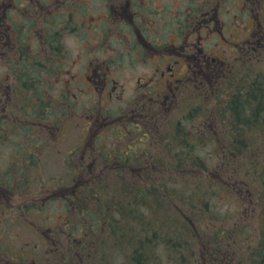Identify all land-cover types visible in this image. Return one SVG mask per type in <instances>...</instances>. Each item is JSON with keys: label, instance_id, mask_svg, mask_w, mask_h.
I'll return each mask as SVG.
<instances>
[{"label": "rangeland", "instance_id": "1", "mask_svg": "<svg viewBox=\"0 0 264 264\" xmlns=\"http://www.w3.org/2000/svg\"><path fill=\"white\" fill-rule=\"evenodd\" d=\"M159 1H161L159 7H162V5L165 6L166 4L167 7L178 8V5H180L179 10L184 13H187L185 10L186 7L189 10L194 7L196 10H200L198 11V17L201 22L206 21L208 23V21L211 22V19H215V21L211 22V24L213 23V29L203 30L201 33V37L203 36L202 38L204 40H208L206 42L203 40L200 46L203 50L201 57L203 58V55H206L210 56L209 58H216L223 62L226 61L227 67L224 69V72H226L223 75L224 81L221 84L212 83L210 85L214 92L208 89V91H203L197 96L191 90L188 92L189 89L184 90L182 96L184 100L179 105L182 106V110L180 107L178 113L174 110L170 112L172 115L168 117L163 126L159 127L158 135H161V137L154 140L153 144L148 141L145 142L141 146L143 149H139L138 156L129 159L132 163V169H129L126 164H123L124 156L115 158L107 157L101 160L102 167L94 169L91 173L81 170L79 173L73 174L75 169L72 163H79L84 160V148L88 144L89 147L92 145L89 143L92 140L91 136L97 131L101 132L102 142L106 146H117L119 144H125V142H134L135 136H132L133 134L131 132L126 131L128 133L127 136L123 134L121 136L122 138H120L116 132V127L119 125L111 123V126L104 127L102 124L110 123V121L105 119L100 122V119H103V114H109V111H107L109 106L111 108H119L133 100L134 95L139 94L137 88L144 82L147 83L154 76L155 78L152 82L159 80V74L169 64V61L154 62L151 52L144 59L135 57V54L130 52L131 47H124L122 44L114 43V37L117 35V32L109 33L106 37V45H108L106 50H102L103 47L100 50L94 48L96 43L92 39H96L99 35L92 38L89 28H86L89 30V34L87 35V48L84 47L86 44L84 41L82 43L77 42L74 37L69 35L65 46L62 45V48L57 47L58 54L64 53L63 59L57 58L55 63L50 64L46 62L44 64L46 67L42 66V70L47 71L54 69V66L57 72L63 70V78L61 76H55V84L53 87L52 85H49V88L45 85L38 86V88L40 87L38 93L39 102H48L50 100L53 102L51 108L46 106L45 112L41 111V114H44L41 117L42 119L49 120L52 124L50 136L53 138L52 143H54V147L49 149L40 160L42 164H40L42 167L40 173L34 174V177L37 178L35 182L38 183V192L37 188L34 191L39 196H34L29 200L33 195L31 188L34 180L30 184L23 185L22 189L16 190L19 194L23 195L25 203H22L17 196L15 199L14 192H12L10 202L6 203L0 193V203L3 207H8L9 212H11V219H8L10 216L4 217L0 205V264H5L7 261L12 262L8 258V255L15 262H19V264H123L122 255H125L127 249H134V244H131L128 240L123 241L117 237H113L112 233L107 232L104 228L98 232L100 229L99 226V229L95 227V231L98 230L97 233L91 229V224H89L90 218L104 219L101 217L103 216V212L99 209V204L96 203V197L92 196L91 192L97 190L98 196H102L105 200L108 199L106 203L115 207L118 203L115 202L116 197L114 193L121 188L124 180H128L134 186H136V181L145 187L157 185L160 179L164 176L166 177L168 173H171L168 168L165 169L163 162L171 160L172 156L169 148H173L174 146L177 147V152H180V149L185 151L191 149L196 154H199L200 158L206 160L209 166L213 168L209 172L216 170L214 167L217 166L216 158L218 157V152L227 153V149L229 147L231 148L232 155H234L235 159L231 177L233 181L231 182L235 186L238 185V188L242 190V194L239 193L240 191L235 193L232 186H222L223 188L220 189L222 193H219L221 198L220 208L226 213L233 212V217L228 219L229 221H233L234 217L238 214L245 213L246 210L244 207L248 204L247 206L250 209L246 207L248 208V212H250V216L248 219L240 222L242 224L241 226H232V223L221 224L220 222L216 226L215 233L218 230L221 231V228L225 229L223 231H232L238 228L236 230H240V241L243 245L241 243L237 244L234 241L233 244L243 247L254 243L255 237L259 234V222L262 219L263 209L259 203L253 202L252 200L248 201L247 195L250 194V189L256 192V187L254 186L258 182L256 173H254L255 167H250L249 163L252 160H258L264 166V107L261 109L262 125H258L259 122H256L254 119L256 115L250 113L242 115V113L237 114L234 112L232 116L225 119L218 113L220 110L218 107L226 105L229 103V100L233 99V94L239 92V85L246 91L250 89L254 90L258 83H260V80L264 83V45L263 48H257V51H262L259 57L253 55L257 53L256 51L254 53L249 52L250 48L247 46L243 48V54L238 57L241 47H234L236 42L239 43L238 46H243L242 42L246 45L245 42H247V39H252L256 42L257 36L251 38V35L256 30H259L264 37V0H210V3H205L208 0ZM72 2L74 4L79 3L78 0H72ZM81 4L86 7L80 8L75 6L76 10L73 11H70L69 8V11L75 14L69 18L70 12H68L62 22L67 19H72L71 22H76L81 17L80 14H84L85 10H88L86 25L87 23L89 25L92 24L91 20H93V17L96 19L97 16H104L103 10L108 8L107 3L103 0H83ZM216 7L219 8L217 12H215ZM253 10L260 13L256 20L253 13L257 12H252ZM210 11L211 13L209 14ZM166 13L168 15L158 21V26L153 29L154 32L150 33L148 30L143 32V38L154 39L160 37L166 43L171 44L169 48H171L172 41L176 38L183 40L189 38L190 41L198 40L200 35L198 33L199 31H190L191 28L188 27L192 23V20H196L197 15L190 13L188 19H186L185 15L183 16L184 31L180 33V18H172L169 11H166ZM152 21V25H154L153 23H156V19L152 18ZM215 23L217 25H214ZM258 23L261 26H258ZM67 27H77V24ZM67 31H63L62 34ZM220 31L224 35H221ZM178 32L181 34L180 36L177 35ZM211 33L213 36L210 35ZM229 40L234 41V44H230L228 42ZM114 44L118 47L114 46ZM250 45L253 46L254 43ZM112 47L114 54L111 53ZM117 50H120V52L118 53ZM163 51L160 50L159 52L162 54ZM143 54H147V51L145 52L144 50ZM109 56L113 60L109 64L113 70V74L111 75L113 76V80L118 82L119 86L118 92L120 94L118 96L123 97V100L119 102H111L101 83L103 81L101 78H93L92 83L90 82L91 85L89 83L76 84V82L83 81L84 74H79L81 73V69L86 67L90 59L94 61L100 57L101 60L107 61ZM7 67H10L8 63L0 62V71H6ZM10 70L12 69L10 68ZM181 72L179 71L178 73L180 74ZM101 75L105 77L106 72L104 71ZM218 76L220 75H217L215 78ZM3 80L9 86L17 82L15 77ZM139 80H141V83ZM159 85H161V82L157 86L153 84V86L144 88L143 92L154 96L155 92H158L160 89L158 87ZM63 86H65L68 92L66 95H64L65 93L62 94ZM38 88L33 92H37ZM53 91L57 92V95L51 96V92ZM5 97L3 96V98ZM65 102L70 103L68 108H66ZM197 109L203 110L204 113H199ZM29 111V114L25 116L32 117V110ZM240 117H243V120L250 124L241 123L235 119L240 120ZM98 118L99 120H97ZM113 118L117 119L115 116ZM230 119L231 121L229 122ZM122 127H127L128 131L135 130V127L128 126L125 123H122ZM178 128L180 134L177 138L185 140V143L188 145H177L172 140V137L176 138L175 134L179 131L177 130ZM213 136L219 141L217 147L211 141ZM140 144L142 143H138V145ZM11 145L10 142L0 139L1 169L6 168L10 163L15 165L17 161L16 158L9 156ZM150 145L154 147L151 150L147 149L145 151L144 149ZM73 151H75L74 155L68 160V156ZM176 153L173 154L174 157ZM86 160L88 162L89 158ZM137 165L141 167L135 169ZM147 169H150V171H146ZM141 173L145 174V178H140ZM214 178L216 179V177ZM96 179L99 185L92 186L90 192L87 183H93L95 185ZM80 180L84 182L78 184ZM10 182L12 184L13 180H10ZM49 183L50 185H47ZM242 186H245V188ZM14 187L12 185V188ZM73 188H75V192H72ZM213 188L215 187L213 186ZM76 192L80 197L76 195ZM30 193L32 194L30 195ZM51 194L58 196V198H64L67 204L61 200L59 202L54 201L57 197L53 198V204H50L48 196ZM67 196L68 198L66 199ZM250 196L263 197L262 194L258 193H252ZM111 198L113 199L111 200ZM92 199L94 201L91 202ZM24 204H34V207H36L30 210V213H27L30 216H28L29 220H34L35 223L33 222V225L24 221L23 217H20L18 212H16L17 206ZM46 204L47 206L43 207ZM163 206V210L160 213L161 220L166 214L168 216L175 214L171 206L180 208L183 205L175 202L167 204L163 202ZM110 207L107 208V214H110L114 218V212L109 210ZM4 212L6 211L4 210ZM149 217L151 218L152 216ZM67 220L72 222L71 233H74L77 237L85 235L86 239H89V244L84 243L85 248L88 245L89 249H85L84 253L86 256L82 259H74L73 257L75 252L79 255L82 252L76 246V240H73L74 238H71L69 234L64 236L65 231L63 228L65 229ZM245 227H248V229L245 230ZM82 229H84V232H82ZM99 233H103V236L97 235ZM171 235L169 233V239ZM224 243L229 247L231 246L229 242ZM77 244L80 245L79 243ZM147 251L156 255V261H154L153 257L151 259V256L147 257L150 264H183L181 251L177 255L175 254L176 249L174 248L166 246L153 247L152 250H150V247L144 248L143 251H139L142 258L146 255ZM209 251L211 250H207V252ZM96 253L99 255L98 258L95 255ZM186 253L190 258V253ZM199 254L200 250H198ZM223 255L225 253H219L217 257L222 259ZM192 259L193 257L190 258V260ZM194 260L196 263L199 262L196 258ZM215 261L220 263L217 260ZM234 264H238L237 261Z\"/></svg>", "mask_w": 264, "mask_h": 264}, {"label": "flooded vegetation", "instance_id": "2", "mask_svg": "<svg viewBox=\"0 0 264 264\" xmlns=\"http://www.w3.org/2000/svg\"><path fill=\"white\" fill-rule=\"evenodd\" d=\"M103 1L108 5V8L103 10L105 15L97 16L96 19L93 17V20H91L92 24L88 25L87 23L86 25L88 10H85L84 14L81 13V17L76 22H71L72 19L62 22L68 12L76 10L75 6L80 8L86 7L81 4L83 0H78L79 3L75 4L72 0H0V62L8 63L10 66L7 67L6 71H0V75H3L0 77V139H4L12 144L9 156L17 160L15 162L16 166L10 163L6 168H0V193L6 203L10 202L12 192H14L15 199L17 196L22 203H25L23 195L19 194L16 190L22 189L23 185L30 184L33 180L31 188L33 195L29 200L34 196H39L34 191L37 188L38 192V183L35 182L37 178L34 177V174L40 173V169L42 168L40 160L49 149L54 147V143H52L53 138L50 136L52 124L49 120L42 119L41 117V115H44L41 114V111H44L47 108L46 106L51 108L53 102L51 100L39 102L38 93L40 87L38 88V86L45 85L49 88V85H52L53 87L55 76L63 78V70L57 72L54 66V69L47 71L42 70V66H45L46 62L50 64L55 63L57 58L63 59L64 53L58 54L57 47L62 48V45L65 46L69 35L74 37L77 42L82 43L84 41L86 43L84 47L87 48V35L90 30L92 38L99 35L96 39H92L96 43L94 48L100 50L103 47L102 50H106L108 47L106 45V37L109 33L117 32V35L114 37V43L122 44L124 47H131L130 52H133L135 57L144 59L151 52L154 62L169 61L165 69L160 74L158 73L159 80L152 82L155 78L154 76L147 83L144 82L137 88L139 94L134 95L133 100L127 102L123 107L111 108L109 106L107 110L109 114H103V119H100V122L105 119L110 121V123L102 124L104 127L111 126V123L119 125L116 127L117 130H115L120 138H122L123 134L127 136V132H131L132 136H135L134 142H125V144L117 146H106L102 142L101 132L97 131L91 136L92 140L89 143L92 145L89 147L88 144L84 148V160L79 163H72L75 169L73 174H77L81 170L91 173L94 169L102 167L101 160L107 157H133L134 154H138L139 149H142L141 146L145 142L148 141L153 144L154 140L161 137V135H158L159 127L163 126L168 117L172 115L170 112L174 110L178 113L180 107L182 110V106L179 105L184 100V97H182L184 90L189 89L188 92L191 90L197 96L203 91H208V89L214 92L210 85L212 83L221 84L224 81L223 75L226 74L224 72V69L227 67L226 61L223 62L216 58H209L210 56L206 55H203V58L201 57L203 50L200 46L204 40L203 36L201 37V33L203 30L211 29L213 27V23L211 24V22L215 21V19H211V22L208 21V23L206 21L201 22L198 17V11L200 10H196L194 7L189 10L186 7L184 9L187 13H184L179 10L180 5H178V8L167 7L166 4L159 7L161 4L159 0ZM209 1H205V3ZM218 9L216 7L215 12ZM166 11L171 13L170 16L172 18H180V33L184 31L183 16L185 15L186 19H188L190 13L197 15L196 20H192V23L188 27L191 28L190 31H199L198 40L190 41L189 38L185 40L176 38L172 41L171 48H169L171 44L166 43L160 37L154 39L143 38L145 30H148L150 33L154 32L153 29L158 26V21L168 15ZM254 11L258 13L256 10L252 12ZM257 13H253L255 20L260 15V13ZM74 14V12H70L69 18ZM152 18L156 19V23H153L154 25H152ZM107 21L109 22L107 23ZM76 24L77 27H67L75 26ZM214 25H217V23ZM258 26H261V24L258 23ZM86 28H89V30ZM63 31L67 32L62 34ZM179 32L178 36L181 35ZM220 34L224 35L221 31ZM210 35L213 36L212 33ZM255 36H257L256 42L252 39H247L246 45L242 42L243 46H238V42L234 44L232 40L228 42L234 44V47H241L238 57L243 54V48H246V46L250 48L249 52L254 53L256 51L257 53L253 55L259 57L262 51H257V48H263L264 37L259 30L254 31L251 38ZM206 41L208 40H204V42ZM252 43H254L253 46L250 45ZM114 46L116 45L114 44ZM144 50L145 52L147 51V54H143ZM160 50H164L162 54L159 52ZM117 52L119 53L120 50H117ZM111 53L114 54L113 47L111 48ZM111 62L113 60L110 56L107 61L101 60L100 57L94 61L90 59L86 67L81 69L80 74L76 72L79 75L84 74L83 81L76 82V84H90L93 78H101L103 80L101 83L111 102L122 101L123 97L118 96L120 94L118 92V82L113 80V76L111 75L113 74V70L109 65ZM177 68L179 69L177 70ZM104 71L106 72V76L102 77L101 74ZM179 71H182V74H179ZM217 75L220 76L215 78ZM13 77L17 81L14 85L9 86L4 83L3 79ZM139 81L141 83V80ZM160 82L161 85L158 86L160 89L158 92H155L154 96L143 92L144 88L153 86V84L157 86ZM144 84L145 86H143ZM37 88L38 91L33 92ZM25 90L26 92H24ZM62 94H68L65 86H63ZM54 95H57V92H51V96ZM114 95L115 97H113ZM3 96L6 97L3 98ZM65 103L66 108H68L70 103ZM29 110H32V117L25 116L29 114ZM114 116L117 119H114ZM122 123L135 127V130L128 131L127 127H122ZM138 143L142 144L138 145ZM74 152H71L70 156H73ZM87 158H89L88 162ZM10 180H13L12 184ZM12 185L15 187L12 188ZM47 185H50V183ZM48 197L50 204H53V198L57 196L51 194ZM0 205L3 216H10L8 219H11L9 208L3 207L1 203ZM46 206L47 204L43 207ZM35 208L34 204H24L17 206L16 212H18L20 217H23L24 221L33 225L34 220H29L30 216L27 213H30V210ZM8 258L12 262L7 261L5 264H19L10 255H8Z\"/></svg>", "mask_w": 264, "mask_h": 264}, {"label": "trees", "instance_id": "3", "mask_svg": "<svg viewBox=\"0 0 264 264\" xmlns=\"http://www.w3.org/2000/svg\"><path fill=\"white\" fill-rule=\"evenodd\" d=\"M238 87L239 92L233 94V99L229 100L230 104L219 106L220 110L218 113L225 119L232 116L234 112L237 114L242 113V115L247 113L255 114V121L259 122L258 125H262L261 109L264 107V83L260 80L254 90L245 91L241 85ZM197 111L204 113L200 109H197ZM235 119L241 123L250 124L243 120V117H240V120ZM179 134L180 130L175 134L176 138L172 137V140L177 145H188L185 140L177 138ZM211 141L216 147L219 144L215 136L212 137ZM216 147L215 149L218 150ZM148 148L151 149V146ZM177 151L176 146L169 148L172 158L170 161H164L163 165L171 173L160 179L157 185L145 187L136 181L138 186H134L128 180H124L121 188L114 193L115 202L118 203L112 210L114 212L113 215H115L114 218L107 214V208L110 206L109 203H106L108 199L105 200L102 196H96V203L99 204V209L103 212L101 217L104 219L90 218L91 229L97 233L98 230L95 231V227L97 229L100 227L98 232L104 228L107 232H111L113 237L123 241L128 240L131 244H134V249H127L125 255H122L123 264H150L147 257L151 256V259L153 257L154 261H156V255L147 251L142 258L139 251H143L144 248L148 247L152 250L153 247L163 246L176 249L175 254L177 255L181 251L183 264H203L204 262L201 259H204V254L207 253L208 249L211 250L208 253L214 254L213 257H216L219 253H225L224 256L227 257V260L222 264H234L236 261L238 264H264V166L262 163L258 160H252L249 166L255 167L254 173H256V179H258L254 186L256 187V192L250 189V193L262 194L263 197L258 198L250 196V194L247 195L248 201L252 200L259 203L263 209L262 219L259 222V234L255 237L254 243L239 247L233 244L234 241L243 245L240 241V230H236L238 228L232 231H223L225 229L221 228V231L218 230L215 234H209L214 229L216 231V226L220 222L221 224L232 223V226H241L240 222L250 216L248 204H246L248 208L244 207L245 213L238 214L233 221L228 219L233 217L234 213L231 211L226 213L220 208V194L222 193L220 189L223 188L222 186H232L233 184L231 177L235 159L231 148L227 149L228 155L226 157H223L218 152V157L216 158L217 166L214 167L216 169L214 172H209L213 168L193 150L185 151L180 149V152ZM174 153H176L175 157L173 156ZM135 156H138V154L129 157L134 158ZM125 160H127V157ZM127 163L130 164V162ZM140 167L137 165L135 169ZM146 171H150V169ZM173 171L175 172L173 173ZM140 176V178H145L144 173H141ZM157 176L159 175L157 174ZM233 191L236 193L238 189L233 187ZM163 202L166 204L175 202L183 206L180 208L171 206L175 214L169 216L166 214L161 220L160 213L164 207ZM149 216L152 217L150 218ZM246 229L248 227H245ZM82 232H84V229H82ZM169 233L172 234L170 239ZM97 235L102 237L103 233ZM166 237L168 238L166 239ZM85 239V235L82 237L75 236L76 246L82 251L81 253H84L86 248L89 249V246L86 245L87 247L85 248L84 244L85 242L89 244V239ZM224 242H229L231 246L229 247ZM198 250H200L199 255ZM186 252L190 253L189 256L190 258L193 257L192 260H190ZM78 255L75 252L73 254L74 259ZM95 255L97 258L99 257L97 253ZM194 258L198 259L199 262L196 263ZM212 264L221 263L213 262Z\"/></svg>", "mask_w": 264, "mask_h": 264}]
</instances>
